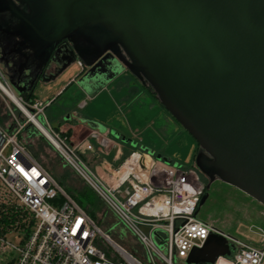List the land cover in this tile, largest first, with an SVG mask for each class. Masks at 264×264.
I'll return each mask as SVG.
<instances>
[{"label":"water","instance_id":"water-1","mask_svg":"<svg viewBox=\"0 0 264 264\" xmlns=\"http://www.w3.org/2000/svg\"><path fill=\"white\" fill-rule=\"evenodd\" d=\"M77 60L84 90L128 71L196 139L194 167L208 179L197 211L216 180L264 205V0H0V65L17 94ZM226 254L213 233L185 263Z\"/></svg>","mask_w":264,"mask_h":264},{"label":"built area","instance_id":"built-area-1","mask_svg":"<svg viewBox=\"0 0 264 264\" xmlns=\"http://www.w3.org/2000/svg\"><path fill=\"white\" fill-rule=\"evenodd\" d=\"M77 64L82 66L81 61ZM19 100L29 113L17 107L21 114L16 115L10 109V126L0 124V253L13 254V264H186L190 252L213 233L224 236L230 246V254L213 264H264V228L250 225L241 238L198 218L206 185L196 168L166 164L145 150H134L117 164L104 160L92 168L80 152L93 150L89 137L105 156L117 145L114 139L92 129L77 144L69 142L50 125L39 100ZM27 124L47 138L132 232L129 246L111 238L32 154L21 138ZM58 196L63 198L60 204L52 201ZM8 210L18 212L28 230L6 221Z\"/></svg>","mask_w":264,"mask_h":264},{"label":"rangeland","instance_id":"rangeland-1","mask_svg":"<svg viewBox=\"0 0 264 264\" xmlns=\"http://www.w3.org/2000/svg\"><path fill=\"white\" fill-rule=\"evenodd\" d=\"M71 67L72 68L68 69L67 72H64V77L67 81L66 86L73 83L71 86V89L73 90L72 94L77 92L76 94L74 93L73 98H71V101H73L71 103V107H78V105L80 107H88V105H92L97 98H93L91 95H85L82 91L84 89L79 85V87L82 89L81 90L76 85L75 79H77L76 75L80 70V65L74 64ZM69 70H71V73ZM143 86L151 90L149 87L143 85L128 71H125L114 81L104 86L106 88L102 92H105V94L109 96L111 95L110 98L112 99V102H114L113 99H115L116 93H120L122 91L124 92L125 90L129 92V95L127 97H123L117 105L121 108L120 111L123 118L122 121L127 125H129V121H131L129 119L131 115L130 110L132 107H136L138 103L141 105L152 104L153 107H161L159 104L160 101L158 100L156 94L152 90L151 92L155 97L148 94ZM68 87H70V85ZM141 87L144 88V90L141 91ZM61 91H63V89ZM138 93L140 95H138ZM62 94L63 92L60 94L59 99L54 104L52 100L45 101L37 97H32V101L39 100L43 107H45L44 115L49 123L50 121L48 116L50 107H68L66 105L62 106V99H64ZM10 109H12L16 115L21 114L19 109L15 107V105L0 92V124L3 126L8 127L11 124L12 118ZM164 110L163 111L165 113L163 112V115H165L166 119L162 118L157 120V124L152 121L147 122L145 125V127L147 126L146 128L136 129V133L133 134L139 138L145 137V135L147 136L148 133L147 128H150V126L153 125L154 127H151V131H153L156 135L157 138L155 140L157 141L155 142L156 145L152 146H157V149L155 150L167 157L168 161H165V163L180 165L183 168L194 167V156L198 151V143L196 139L186 129H184L166 109ZM38 118L41 122L44 121L41 116H38ZM23 119L25 120V117H23ZM71 124L76 126L79 125L75 124L74 122ZM54 130L60 133L61 137L66 138L67 141L71 142L76 139L77 143L87 138L91 133V131L85 129L84 126H78L77 129L72 128V131L67 130L65 132H62L57 128H54ZM21 138L24 142H26L32 154L45 166H47L57 178L62 180L65 187L69 186L73 189L78 188L80 190H86L88 193L90 192L92 201H94L97 208H99V216L101 217L100 227L105 232H107L111 238L126 246H129V244L133 242L134 236L132 232L119 223L115 213L112 210L107 209L99 197L95 193L91 192L84 180L67 165L55 147L38 129L35 128V126L32 124H27L26 130L21 134ZM91 144L94 146L93 149L96 148V145L93 142H91ZM142 144L150 143L146 141L144 143L141 142L139 145L138 141L135 142L134 139L125 144L124 148L127 146L126 149L130 150V154L132 152L131 150L140 149ZM152 148L153 147H151V150H153ZM96 153L98 154L99 152ZM126 153H128L127 150ZM81 154L84 161L88 164L96 162L95 157H91L89 159L87 152ZM98 156L100 157V161L98 160V162L107 160V156L103 154L99 153ZM124 158L125 156L121 157L119 162H121ZM199 175L201 180L205 183V185H207L208 179L206 176L200 171ZM99 201H101V204H98ZM197 216L202 220L212 222L214 225L226 231L227 233L237 235L241 238H246L248 235V227L250 225L264 228V205L245 194L238 188L220 180H216L211 183L210 188L208 189V197L200 206ZM12 257L13 254L3 255L0 253V264L11 260Z\"/></svg>","mask_w":264,"mask_h":264},{"label":"crops","instance_id":"crops-1","mask_svg":"<svg viewBox=\"0 0 264 264\" xmlns=\"http://www.w3.org/2000/svg\"><path fill=\"white\" fill-rule=\"evenodd\" d=\"M67 71L68 70H66V72ZM69 72L71 73V70H69ZM64 75L65 73L61 74L59 77H57L55 80H52L47 85L39 83L34 88V90L30 92H26L21 95L22 96L31 95L32 97H37L45 101L52 100L54 104L59 99L60 94L63 92L62 96L64 97V99H62V106L66 105L68 107H50L48 119L51 123V126L53 128L60 129L62 132H65L67 130L72 131V128L77 129L78 126L79 127L84 126L85 129L90 130V131L92 130V128H89L88 126L80 123L78 121V118L91 119V120H94V121H97L103 124L107 129V131L104 132V134H107L109 137L114 139V141H116L117 143V145H113L110 155L107 156L106 158L107 161L113 165L119 163L121 157H124V156L126 157L129 154L130 150L126 149L127 146L124 148V145L127 144L128 142L122 141L121 138H117L115 135H112L111 134L112 130L115 131V133H120L121 136H124L127 139H130V140L135 139V142L138 141L139 145L141 142L144 143L148 141L150 144H142L140 149H133L131 151H134V150L147 151V148L151 149V147H153L152 148L153 150L151 151L156 156V154L158 153L157 150H155L157 149V146H152V145H156L155 142L157 141L155 140L157 138L156 135L154 134L153 131H151V127H154V126L151 125L150 128H147L148 133H147V136L145 135V137L139 138L135 136L133 133H136L135 132L136 129L146 128L147 126L145 127V125L147 124V122L152 121V122H155V124H157V120L162 119V118L166 119L165 115H163L165 113L164 112L165 108L161 103H159L161 107H153L152 104L150 105L142 104L141 105L138 103L136 107H132V109L130 110L131 115L129 119L131 121H129V125H127L122 121L123 118H122L121 111H120L121 108L117 106L119 101H121L123 97H127L129 95V92L127 90H125L124 92L122 91L120 93H116L115 94L116 97L115 99H113L115 102L114 103L111 101L112 100L110 98L111 95L109 96L105 94V92H102L106 87L97 88L92 91H88V90H82L76 82V85L78 86V88H80L84 92L85 95H89V96L91 95L93 96V98H97V99H95L92 105L90 106L88 105V107H80L79 105L78 107H71V103L73 102L71 101V98H73V95L75 92L72 94L73 90L71 89V86L73 85V83L69 84L70 87H68L69 85L66 86L67 81ZM144 88L141 87V91L144 90ZM62 89L63 91H61ZM145 89H146L145 91L148 94L153 95L151 90H149L148 88H145ZM139 93L138 95H140ZM72 122H74L75 124H79V125L78 126L73 125L71 124ZM89 140L92 141L96 145V141L93 138L89 137ZM71 142L77 143L76 139ZM126 150L128 153H126ZM80 152L81 153L87 152V154L89 155V159L91 157L94 158L96 156L95 157L96 162L89 164L91 167L93 166L92 168H94L99 163L98 160L100 157L98 156L99 153L98 154L96 153L98 152L97 148L93 149L92 151L86 150V151H80Z\"/></svg>","mask_w":264,"mask_h":264},{"label":"trees","instance_id":"trees-1","mask_svg":"<svg viewBox=\"0 0 264 264\" xmlns=\"http://www.w3.org/2000/svg\"><path fill=\"white\" fill-rule=\"evenodd\" d=\"M27 97V96H26ZM32 97V96H30ZM82 156V154H81ZM95 156V155H94ZM96 157V156H95ZM68 165V164H67ZM69 166V165H68ZM47 167V166H46ZM71 169L72 167L69 166ZM48 168V167H47ZM73 170V169H72ZM74 171V170H73ZM75 172V171H74ZM76 173V172H75ZM54 175V173L52 172ZM77 174V173H76ZM78 175V174H77ZM55 178L58 180V182L61 184V186L74 197L89 213L90 215L96 220V222L100 225L101 224V217L99 216V208H97L96 203L92 201L91 194L90 192L88 193L86 190H80L78 188H71L69 186H64L62 180L56 177ZM79 176V175H78ZM80 177V176H79ZM85 182V181H84ZM86 183V182H85ZM87 184V183H86ZM88 186V185H87ZM89 187V186H88ZM90 188V187H89ZM91 192L94 193V191L90 188ZM56 204H60L63 201L62 197H56L54 200H52ZM103 203V202H102ZM98 204H101V201L98 202ZM4 219L8 222H14L16 226L18 227H25V220L21 215L12 210H8L7 213L5 214ZM33 219H31L32 221ZM26 230H28L27 227H25ZM3 264H13V260H10L8 262H5Z\"/></svg>","mask_w":264,"mask_h":264},{"label":"bare ground","instance_id":"bare-ground-1","mask_svg":"<svg viewBox=\"0 0 264 264\" xmlns=\"http://www.w3.org/2000/svg\"><path fill=\"white\" fill-rule=\"evenodd\" d=\"M78 61H81V60H77V62L75 63V64H77L78 63ZM82 62V61H81ZM78 65V64H77ZM83 65L84 64H82V66H80V68H82L83 67ZM4 78H1L0 77V92L2 93V91L4 92V93H2L5 97H7L14 105H15V107H19L20 109H22L25 113H29V111L25 108V107H23V105H22V103L20 102V100H19V98H22L21 96V94H17L16 93V91L13 89V87L11 86V84H9L8 83V79H4L5 80V82L7 81V84H9L8 86L9 87H11V88H8V87H6L5 86V84L3 83L4 82V80H3ZM35 122V125L43 132V134H47L48 136H50V134L48 133V131H47V129L45 128V127H43V125L38 121V120H35L34 121ZM50 138H52L51 136H50ZM52 142L54 143H56V141L52 138ZM57 144V143H56Z\"/></svg>","mask_w":264,"mask_h":264},{"label":"flooded vegetation","instance_id":"flooded-vegetation-1","mask_svg":"<svg viewBox=\"0 0 264 264\" xmlns=\"http://www.w3.org/2000/svg\"><path fill=\"white\" fill-rule=\"evenodd\" d=\"M19 5H20V4H19ZM22 5L27 9V11L29 10V8H27L25 4H22ZM28 12H29V11H28ZM12 19L15 21V23H17V22H16L17 18H15V17L13 18V17H12ZM73 65H74V64H73ZM73 65H71V66H73ZM71 66L69 67V69L72 68ZM84 68H85V66L83 65V67L80 68V70H79L78 72H80V71L83 70ZM64 72H66V71H64ZM64 72H63V73H64ZM0 73H1V75H2V78H4V79L6 78V79H7V76L4 74V70L2 69L1 65H0ZM119 76H120V75H119ZM4 79H3V80H4ZM77 79H78V78H77ZM77 79H75L76 82H77ZM114 80H115V79H114ZM114 80H113V81H114ZM4 81H5V80H4ZM6 82H7V81H6ZM8 83H9V81H8ZM9 84H10V83H9ZM9 84H8V85H9ZM9 86H10V85H9ZM102 87H103V86H102ZM102 87H100V88H102ZM10 88H11V87H10ZM96 89H97V88H96ZM33 90H34V89H33ZM31 91H32V90H31ZM30 96H31V95H30ZM30 96L27 95V97H26V96H21V97H22L25 101H32L33 98L30 97ZM26 99H27V100H26Z\"/></svg>","mask_w":264,"mask_h":264}]
</instances>
